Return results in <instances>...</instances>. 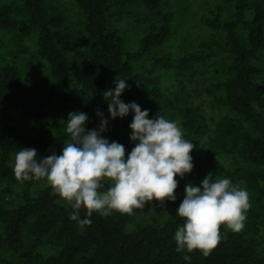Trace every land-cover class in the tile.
<instances>
[{"label": "trees", "instance_id": "trees-1", "mask_svg": "<svg viewBox=\"0 0 264 264\" xmlns=\"http://www.w3.org/2000/svg\"><path fill=\"white\" fill-rule=\"evenodd\" d=\"M204 1L199 19L213 36L189 53H164L141 72L136 66L171 38L174 12L164 9L165 0H74L85 16L80 36L67 27L65 11L54 0L0 3V31L11 35L8 59L0 62V251L16 259L0 256V264H264L259 252L264 234V0ZM134 7L146 13L134 16L142 34L138 48L127 51L111 20ZM30 40L36 41L35 54ZM68 52H77L79 60L72 61ZM216 55L222 60L212 63ZM33 57L41 66L26 79L23 72ZM159 68L175 74L178 86L172 96L163 92ZM116 77L128 85L123 102L137 103L150 119L160 115L177 122L184 138L195 144L194 168L177 177L176 210L161 224L133 225L137 215L157 203L152 202L132 215L93 213L91 225L81 229L70 219L71 205L45 180L16 179L19 149H36L38 158L62 149L19 134L4 119L3 108L11 95L18 96L40 120L54 106L67 105L87 114L86 129L94 130L97 110L106 108L103 93L113 89ZM207 96L214 108H225L218 119L205 105ZM133 117L131 111L123 119L110 117L101 133L123 144L126 154L135 146L129 127ZM54 126L64 138L62 125ZM209 173L214 181L228 178L249 193L245 227L235 233L222 226L223 238L207 256L199 250L178 252L174 234L185 222L177 215L185 186L199 187ZM41 183L45 186L37 191ZM80 218H86V210L81 209ZM48 246L54 253L43 252Z\"/></svg>", "mask_w": 264, "mask_h": 264}, {"label": "clouds", "instance_id": "clouds-1", "mask_svg": "<svg viewBox=\"0 0 264 264\" xmlns=\"http://www.w3.org/2000/svg\"><path fill=\"white\" fill-rule=\"evenodd\" d=\"M115 89L103 93L113 120L134 112L130 140L134 143L126 154L123 144L109 142L101 133L107 130V119L101 117L99 130H87L89 120L83 112L69 113L66 123L68 139L62 153L38 158L36 149H19L15 155L14 175L18 181L45 180L54 194L71 205L70 219L81 229L91 225L93 213L109 216L113 212L132 215L147 204L175 202L179 187L177 177L193 171L191 153L195 144L184 138L177 122L157 115L121 95L128 87L124 78L114 80ZM108 187H105V185ZM249 193L228 178L213 181L209 173L202 186H185V198L177 215L185 222L174 234L177 251L199 250L205 256L222 240L221 227L239 233L245 227L250 209ZM81 209L86 218H80ZM185 255L184 260L190 261Z\"/></svg>", "mask_w": 264, "mask_h": 264}, {"label": "rangeland", "instance_id": "rangeland-1", "mask_svg": "<svg viewBox=\"0 0 264 264\" xmlns=\"http://www.w3.org/2000/svg\"><path fill=\"white\" fill-rule=\"evenodd\" d=\"M12 0H0V3H10ZM54 3L60 6L66 14L67 17V27L76 35L83 32V21L84 13L79 8V6L74 2V0H54ZM206 1L204 0H165L163 7L166 10L174 12V19L172 22V35L168 42L161 48L153 51L149 54L138 66H136L137 72H141L142 68H149L153 61L162 56L164 53L171 52L176 56L189 53L197 49L198 45L207 39H210L213 36V32L204 26L199 19V14L205 11L203 4ZM145 11L141 8L134 7L128 8L125 10V13L122 14V19L117 20L113 18L111 23L116 25L121 31L125 41L127 51H134L139 46V40L142 34V28L138 27L135 23V15L145 16ZM11 35L0 31V62H6L8 59V50L10 46ZM29 44L31 45V52L35 54L36 52V41L30 40ZM220 54V53H219ZM68 56L72 61L79 60L77 52H68ZM227 63H230V60L225 56ZM222 60V56L216 55L215 58L211 60L212 63ZM41 66V62L36 57H33L32 60L27 61L26 67L24 70V77L27 79L29 73L36 70L37 67ZM213 70L209 73V78L212 80L214 74ZM157 74L161 77L163 92L166 97L172 96L173 93L177 91V82L175 79V74L171 70H166L159 68ZM209 84V82H208ZM115 89V86L112 90ZM23 94V92H22ZM125 94V91L121 96ZM23 96V95H22ZM207 96L205 99V105L210 110L213 118H219L223 113H225V108H214ZM106 103L105 110L102 111L103 118L109 119L111 117L108 111V102ZM69 113H75L74 110L67 105H58L54 106L50 110L44 113V117L40 120L34 118L28 109V107L22 104L18 100V96L11 95L10 99L6 101L3 108V117L4 119L16 127L17 131L21 135H30L37 138H41L51 144L54 147L63 149L64 141L69 137L66 133V123L69 119ZM62 125L61 133L64 135L60 137L58 135V129L54 124ZM101 124V117L99 116L94 124V130H99ZM202 147L197 145V148ZM196 148L192 152L195 154ZM232 163L234 161L231 160ZM202 180L198 181L199 187L202 186ZM214 181V180H213ZM45 186V183H41L36 190L39 191ZM176 210V205L173 202L166 201L165 206L161 207L159 202L155 203L149 210L144 213L137 215L134 218L133 225L137 223H162L167 219L173 211ZM2 227L0 225V232ZM262 244L259 248V252L264 256V234L261 236ZM44 253L51 254L54 253V250L51 247H45L42 249ZM0 256L16 260L14 256L8 251H0ZM21 264V263H15Z\"/></svg>", "mask_w": 264, "mask_h": 264}]
</instances>
